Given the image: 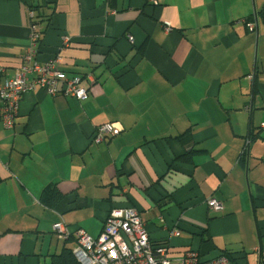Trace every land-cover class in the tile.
Returning <instances> with one entry per match:
<instances>
[{
  "label": "crops",
  "instance_id": "1",
  "mask_svg": "<svg viewBox=\"0 0 264 264\" xmlns=\"http://www.w3.org/2000/svg\"><path fill=\"white\" fill-rule=\"evenodd\" d=\"M263 8L0 0V84L19 70L35 21L37 63L60 57L59 70L88 89L80 101L36 87L14 127L0 123V264H49L72 252L77 229L97 238L118 208L137 210L172 255L244 252L246 264H264ZM104 124L113 133L93 143Z\"/></svg>",
  "mask_w": 264,
  "mask_h": 264
},
{
  "label": "built area",
  "instance_id": "2",
  "mask_svg": "<svg viewBox=\"0 0 264 264\" xmlns=\"http://www.w3.org/2000/svg\"><path fill=\"white\" fill-rule=\"evenodd\" d=\"M150 1L156 4V0ZM246 26L249 30L254 29V24L246 23ZM30 31V43L24 50L19 70L0 84V123L7 130L14 127L21 98L36 87L42 88L51 96H69L80 101L88 97V89L82 85V79L68 78L59 70L60 57L45 65L37 63L41 35L37 25L32 24ZM127 40L132 42L133 38L128 35ZM69 43V38L63 37L62 49L68 47ZM112 133L113 129L109 124L98 126L92 142L99 144ZM206 206L212 211L221 209V204L215 199L207 201ZM53 231L61 240H67L71 236L62 223L55 224ZM179 235L178 231L172 232V236ZM73 236L76 247L72 250V255L78 264H231L223 255L203 260L192 250L172 255L168 242L154 244L150 241L138 211L132 208L111 210L97 238L90 237L81 229H77Z\"/></svg>",
  "mask_w": 264,
  "mask_h": 264
},
{
  "label": "trees",
  "instance_id": "3",
  "mask_svg": "<svg viewBox=\"0 0 264 264\" xmlns=\"http://www.w3.org/2000/svg\"><path fill=\"white\" fill-rule=\"evenodd\" d=\"M32 9V8H31ZM33 11V10H31ZM261 16L264 18V8L263 10L260 12ZM34 19V17H33ZM34 25H37L35 21H33ZM40 35H41V31L39 30ZM184 157H181V160ZM220 255H223L225 257H227L231 264H246L245 262V257H246V253L242 252V253H229V252H225V253H221ZM218 255V256H220ZM49 264H78L75 260V258L72 255V252L69 250H64L63 252H61L59 255H55L51 258L50 263Z\"/></svg>",
  "mask_w": 264,
  "mask_h": 264
}]
</instances>
